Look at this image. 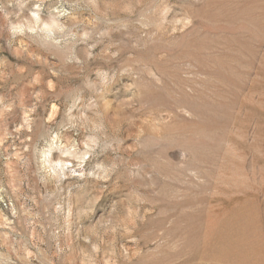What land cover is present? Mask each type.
I'll use <instances>...</instances> for the list:
<instances>
[{"label":"rangeland","instance_id":"1","mask_svg":"<svg viewBox=\"0 0 264 264\" xmlns=\"http://www.w3.org/2000/svg\"><path fill=\"white\" fill-rule=\"evenodd\" d=\"M0 264H264V0H0Z\"/></svg>","mask_w":264,"mask_h":264},{"label":"clouds","instance_id":"2","mask_svg":"<svg viewBox=\"0 0 264 264\" xmlns=\"http://www.w3.org/2000/svg\"><path fill=\"white\" fill-rule=\"evenodd\" d=\"M45 29H48V26L47 25H45Z\"/></svg>","mask_w":264,"mask_h":264}]
</instances>
